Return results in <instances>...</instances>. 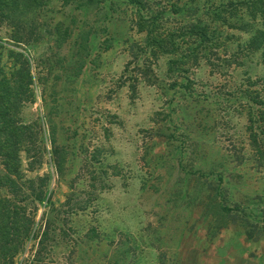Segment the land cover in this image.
I'll return each instance as SVG.
<instances>
[{"label": "rangeland", "instance_id": "obj_1", "mask_svg": "<svg viewBox=\"0 0 264 264\" xmlns=\"http://www.w3.org/2000/svg\"><path fill=\"white\" fill-rule=\"evenodd\" d=\"M263 3L48 0L15 14L26 43L0 25L32 76L13 264H264Z\"/></svg>", "mask_w": 264, "mask_h": 264}, {"label": "trees", "instance_id": "obj_2", "mask_svg": "<svg viewBox=\"0 0 264 264\" xmlns=\"http://www.w3.org/2000/svg\"><path fill=\"white\" fill-rule=\"evenodd\" d=\"M47 2L48 0H0V25L6 23L11 26L13 41L26 43V39L20 35L21 23L14 17L15 14L41 9ZM261 14L264 23V13ZM159 36L161 35L158 33L154 41L163 43ZM170 43H174L173 38ZM250 43H260L258 46L264 63V29L255 30ZM164 48L168 49L167 45ZM159 49L160 45L156 47V50ZM8 57L13 62L6 72L0 53V160L4 170L0 174V187L7 188L13 200L0 194V264H13V258L20 252L24 238L30 235V225L33 222L18 199L19 194L23 193V187L18 185V181L22 179L19 153L31 128L21 124L18 117L21 106L31 98L32 76L29 61L23 54L9 51ZM32 184L33 181L29 180L27 191H31ZM35 198L41 199L39 195Z\"/></svg>", "mask_w": 264, "mask_h": 264}]
</instances>
